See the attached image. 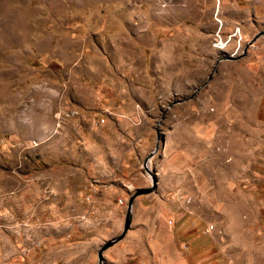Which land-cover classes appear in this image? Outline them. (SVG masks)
Segmentation results:
<instances>
[{
    "label": "rangeland",
    "instance_id": "1",
    "mask_svg": "<svg viewBox=\"0 0 264 264\" xmlns=\"http://www.w3.org/2000/svg\"><path fill=\"white\" fill-rule=\"evenodd\" d=\"M261 30L264 0H0V264H98L155 145L101 264H264Z\"/></svg>",
    "mask_w": 264,
    "mask_h": 264
},
{
    "label": "water",
    "instance_id": "2",
    "mask_svg": "<svg viewBox=\"0 0 264 264\" xmlns=\"http://www.w3.org/2000/svg\"><path fill=\"white\" fill-rule=\"evenodd\" d=\"M260 35H264V30L258 31L257 33H255V35L252 37L251 41H254L257 37H259ZM243 55V54H241ZM241 55H238L237 57H240ZM235 57V58H237ZM224 59H232L231 55L225 57ZM218 61V60H217ZM180 100H177L175 102H179ZM157 147L156 145L154 146V148L148 153V155L143 159L142 161V167L145 173L149 174L150 176V182L151 185L148 188H136L134 190L133 193H131L127 199V203H126V210H125V214H124V219H123V223H122V227H121V231L119 234H117L116 236L112 237L111 239H108L106 241H104L98 248L97 253H96V257H97V262L98 264H101L102 261V252L109 247L110 245H112L114 242L120 240L125 232L128 230L129 226H130V221H131V214H130V209H131V203L133 201V199L137 196V195H142V194H146L149 193L152 189L155 188L156 186V177H155V173L150 170L149 168H147L146 163L149 160V158L152 157V155L155 153Z\"/></svg>",
    "mask_w": 264,
    "mask_h": 264
},
{
    "label": "bare ground",
    "instance_id": "3",
    "mask_svg": "<svg viewBox=\"0 0 264 264\" xmlns=\"http://www.w3.org/2000/svg\"><path fill=\"white\" fill-rule=\"evenodd\" d=\"M147 163H148V161H147ZM147 163H146V166H147ZM148 166H149V165H148ZM148 166H147V168H149Z\"/></svg>",
    "mask_w": 264,
    "mask_h": 264
}]
</instances>
